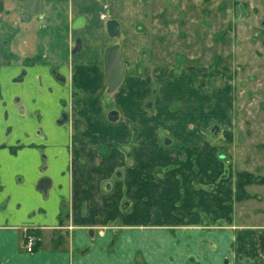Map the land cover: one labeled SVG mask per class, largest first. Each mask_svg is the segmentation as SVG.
Instances as JSON below:
<instances>
[{
  "label": "crops",
  "instance_id": "crops-1",
  "mask_svg": "<svg viewBox=\"0 0 264 264\" xmlns=\"http://www.w3.org/2000/svg\"><path fill=\"white\" fill-rule=\"evenodd\" d=\"M143 2L40 0L23 17L0 0V264H264V181L235 199L232 150L206 146L228 88L210 89L213 69L149 61ZM114 43L125 74L107 93ZM241 156L264 178L262 156Z\"/></svg>",
  "mask_w": 264,
  "mask_h": 264
},
{
  "label": "rangeland",
  "instance_id": "rangeland-1",
  "mask_svg": "<svg viewBox=\"0 0 264 264\" xmlns=\"http://www.w3.org/2000/svg\"><path fill=\"white\" fill-rule=\"evenodd\" d=\"M150 6L152 63L218 72L212 91L227 86L228 116L205 125L207 147L229 153L226 164L264 160V0H145ZM147 18V17H146ZM147 20V19H146ZM150 21V22H149ZM213 103L205 105L211 111ZM217 125L215 130L213 126ZM239 155V157H236ZM237 158H239L237 160ZM229 166V167H230ZM243 171V170H242ZM255 179L259 178L253 174ZM263 178V177H262ZM246 191V190H245ZM237 192L235 188V199ZM257 218L264 221V205Z\"/></svg>",
  "mask_w": 264,
  "mask_h": 264
},
{
  "label": "water",
  "instance_id": "water-1",
  "mask_svg": "<svg viewBox=\"0 0 264 264\" xmlns=\"http://www.w3.org/2000/svg\"><path fill=\"white\" fill-rule=\"evenodd\" d=\"M24 9L23 17H27L32 13H38L41 10L40 0H18ZM81 18H78L79 22ZM78 24H76L77 26ZM75 26V25H74ZM73 26V27H74ZM107 34L110 37H118L119 36V24L114 19H109L106 22ZM78 47V42H77ZM103 70L104 77L106 82V91L107 93L114 92L122 83L124 74H125V66L124 61L121 57L119 51V45L117 43L111 44L104 49L103 52ZM116 111L113 110L109 112L108 118L110 120L116 119ZM213 128L215 130L218 129L217 125H214ZM49 185V180L46 178H42L38 182L37 188L45 191Z\"/></svg>",
  "mask_w": 264,
  "mask_h": 264
},
{
  "label": "trees",
  "instance_id": "trees-1",
  "mask_svg": "<svg viewBox=\"0 0 264 264\" xmlns=\"http://www.w3.org/2000/svg\"><path fill=\"white\" fill-rule=\"evenodd\" d=\"M264 178H257L255 179L253 175L246 171H239L236 173V182H235V188H236V198L241 199L248 197L247 192L245 191V186L247 184H250L252 182H263ZM259 244L261 252L264 254V229H262L259 232Z\"/></svg>",
  "mask_w": 264,
  "mask_h": 264
},
{
  "label": "built area",
  "instance_id": "built-area-1",
  "mask_svg": "<svg viewBox=\"0 0 264 264\" xmlns=\"http://www.w3.org/2000/svg\"><path fill=\"white\" fill-rule=\"evenodd\" d=\"M35 242H36V237L34 236V234L28 233L27 230H25V234L23 236V245L27 252L32 251Z\"/></svg>",
  "mask_w": 264,
  "mask_h": 264
}]
</instances>
